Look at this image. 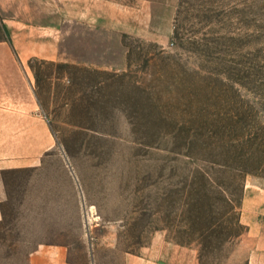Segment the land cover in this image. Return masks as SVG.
<instances>
[{"label": "rangeland", "instance_id": "1", "mask_svg": "<svg viewBox=\"0 0 264 264\" xmlns=\"http://www.w3.org/2000/svg\"><path fill=\"white\" fill-rule=\"evenodd\" d=\"M120 1L105 29L74 24L61 59L29 62L56 146L0 172V264H246L264 0Z\"/></svg>", "mask_w": 264, "mask_h": 264}, {"label": "crops", "instance_id": "2", "mask_svg": "<svg viewBox=\"0 0 264 264\" xmlns=\"http://www.w3.org/2000/svg\"><path fill=\"white\" fill-rule=\"evenodd\" d=\"M121 8L130 10L129 3L0 0V172L38 168L42 156L56 146L35 94L30 60L61 59L60 43L71 38L74 24L105 29L108 13ZM256 188L244 186L240 206L239 220L254 238L246 264H264V190ZM1 202L0 182V218Z\"/></svg>", "mask_w": 264, "mask_h": 264}]
</instances>
